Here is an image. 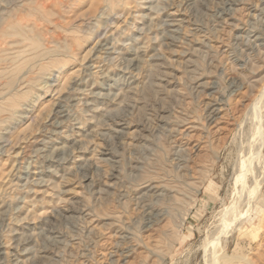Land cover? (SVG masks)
<instances>
[{"label": "rangeland", "instance_id": "374dc122", "mask_svg": "<svg viewBox=\"0 0 264 264\" xmlns=\"http://www.w3.org/2000/svg\"><path fill=\"white\" fill-rule=\"evenodd\" d=\"M226 255L264 264V0H0V264Z\"/></svg>", "mask_w": 264, "mask_h": 264}, {"label": "bare ground", "instance_id": "6f19581e", "mask_svg": "<svg viewBox=\"0 0 264 264\" xmlns=\"http://www.w3.org/2000/svg\"><path fill=\"white\" fill-rule=\"evenodd\" d=\"M225 257V256H224ZM223 258V257H222ZM221 258V260H222ZM225 259V263L224 264H250L245 257H237V256H230L228 257L226 255V257L224 258ZM223 259V261H224ZM223 261H220V263H223ZM219 263V264H220Z\"/></svg>", "mask_w": 264, "mask_h": 264}]
</instances>
